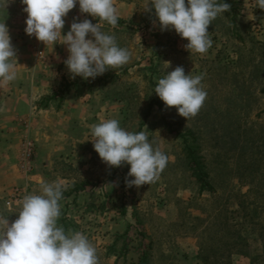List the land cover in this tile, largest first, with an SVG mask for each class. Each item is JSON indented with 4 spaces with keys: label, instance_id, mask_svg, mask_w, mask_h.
<instances>
[{
    "label": "rangeland",
    "instance_id": "rangeland-1",
    "mask_svg": "<svg viewBox=\"0 0 264 264\" xmlns=\"http://www.w3.org/2000/svg\"><path fill=\"white\" fill-rule=\"evenodd\" d=\"M124 2L132 9L118 21L119 29L101 30L114 35L131 58L95 79L58 73L38 93L46 56L21 37L16 42L17 58L32 57L39 65L27 86L35 94L29 112L3 130L18 141L0 146V156L8 147L12 158L0 161L7 165L1 209L14 221L23 197L38 194L41 180H63L58 225L65 220L66 232L86 234L98 264H141L143 257L148 264H264V9L258 0H224L230 11L209 25L212 47L200 55L188 51L187 40L174 30L161 31L154 13L143 9L144 0ZM177 66L202 76L207 93L187 121L153 92ZM74 83L79 86L71 99L66 93L62 101L47 100ZM4 87L22 90L26 83L17 77ZM67 107L74 118L69 122L61 115ZM5 115L0 107V121ZM110 118L127 131H144L167 155L156 182L129 186L128 165L101 161L89 140L91 127ZM188 132L214 192L199 193L191 176L177 137Z\"/></svg>",
    "mask_w": 264,
    "mask_h": 264
},
{
    "label": "clouds",
    "instance_id": "clouds-1",
    "mask_svg": "<svg viewBox=\"0 0 264 264\" xmlns=\"http://www.w3.org/2000/svg\"><path fill=\"white\" fill-rule=\"evenodd\" d=\"M21 2L27 13L24 29L27 35L51 46L52 50L55 44L67 46L64 64L70 78L95 79L129 62L130 52L118 45L114 35L102 31L100 23L73 18L68 31L62 33L65 17L77 5L81 14L116 27L120 15L115 0ZM258 4L264 9V0H258ZM143 9L154 13L161 31L174 30L187 40L188 51L204 55L213 43L209 25L229 12L230 5L224 0H144ZM17 65L9 28L0 20V86L17 79ZM201 81L202 76L185 74L184 68L177 66L158 79L153 92L166 107H175L178 115L187 121L198 114L206 100ZM90 135L89 140L93 141V149L102 162L109 167L128 165L127 175L132 178L128 180L129 186L156 182L167 166V155L153 147L144 131H127L116 118L93 125ZM66 188L63 180H41L39 193L23 197L13 222L0 215V264H98L96 249L86 234L66 232L58 225L60 201Z\"/></svg>",
    "mask_w": 264,
    "mask_h": 264
},
{
    "label": "crops",
    "instance_id": "crops-1",
    "mask_svg": "<svg viewBox=\"0 0 264 264\" xmlns=\"http://www.w3.org/2000/svg\"><path fill=\"white\" fill-rule=\"evenodd\" d=\"M124 1L126 0H115V5L118 9L120 19H122L126 11H130L127 9H132V6L128 7V5H126ZM4 4H5V9H4ZM24 7L25 5L21 2V0H7V2L6 0H0V20H4V23L8 26L11 37V43L14 46V48L17 45L16 42L22 43L24 41L27 44L26 46H28L29 48L30 46L31 47L35 46V48L42 50L41 51L42 54L46 56V59H44V61L41 63V65L44 64L45 66L41 68L42 69L41 79L38 80L40 81L39 84L40 86L37 87L38 93H41L43 92L44 88L47 87L48 82L52 79V77L59 78L58 73H60V75L64 77H66L65 74L68 75L67 68L64 64V60L68 56L67 46L62 44H55L52 50L51 46H45L43 42L38 41L34 36L27 35L24 31L26 27L25 20L27 18V13H25L23 10ZM14 17L19 19L18 21H16L15 24L12 21ZM73 18H77L80 21L84 19H88L93 24L100 23L101 28L106 29L107 31H113L119 29L117 26L113 28L107 23L100 22L98 19L96 20L95 18L89 16L88 14H81L79 12V7L77 5L65 17V26L62 29V33H66L68 31L70 24L73 22ZM20 37L23 39V41ZM86 38H90V37H86ZM16 62L18 64L17 65L18 69H16L18 73L17 77L23 80V83H26V87L22 90H17L15 88L7 89L6 87H4V89H0V98H4V105L1 106L2 105L1 104L0 107L3 108V113L7 115V116L5 115V121H0V146L16 145L15 143H17L18 141L17 136H13V135L8 136L3 130L5 128H9L10 119L11 120L13 119L15 120L16 118L25 119V115L30 110V107L28 105L29 100L30 98H33L35 96L34 91L28 89L27 86L30 83V79L34 74L35 69L37 68L36 66L39 64L36 63V61L32 57L26 58L25 60L24 58L20 59L17 58L16 56ZM73 94H75V92L74 90H71L69 92L68 98L71 99ZM72 103L75 104L74 102ZM68 109L69 107L64 109V111L61 114L64 115L66 113L63 119L65 118L67 122L72 121L74 119L73 116L71 115L73 111L68 112L67 111ZM14 127L16 126L14 125ZM5 149H6L5 152L0 156V161L2 162H7L12 159L10 154L8 153L9 152L8 147H5ZM5 167H7L6 164L0 165V171H2L4 175L3 176L4 179L0 180V192L2 191L4 192L5 188L7 187V183L5 182ZM0 215L8 217L9 223L13 222L10 213L4 211L3 209H1V207H0Z\"/></svg>",
    "mask_w": 264,
    "mask_h": 264
},
{
    "label": "trees",
    "instance_id": "trees-1",
    "mask_svg": "<svg viewBox=\"0 0 264 264\" xmlns=\"http://www.w3.org/2000/svg\"><path fill=\"white\" fill-rule=\"evenodd\" d=\"M78 86L79 84L77 83L64 84L62 89L52 94L47 100L52 101L58 98L59 101H62L66 93H69L72 89H76ZM177 137L182 140L183 153L187 160V166L190 170L192 178L195 179L198 185L199 193H203L205 191L210 193L214 192V189L211 187V185L208 182V174L206 172L203 158L201 157V155H199V147L197 146L196 140L192 135V133L188 132L187 134H177ZM84 187L85 185L79 186L78 188L73 190V193H77L83 190ZM71 193L72 192H69L65 196L68 197L71 195ZM60 223L61 224L59 226H62L65 229V231H67L69 224L66 223L65 220H61ZM140 263L148 264V261L145 257H143Z\"/></svg>",
    "mask_w": 264,
    "mask_h": 264
}]
</instances>
